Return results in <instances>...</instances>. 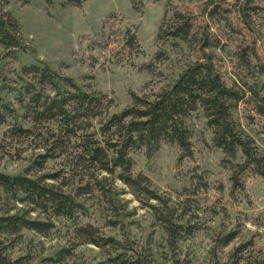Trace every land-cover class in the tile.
Masks as SVG:
<instances>
[{"label":"trees","instance_id":"16d2710c","mask_svg":"<svg viewBox=\"0 0 264 264\" xmlns=\"http://www.w3.org/2000/svg\"><path fill=\"white\" fill-rule=\"evenodd\" d=\"M231 1L204 0L198 13L166 5L157 27L154 61L170 59V54L176 53L183 57H178L182 60L178 71L158 87L141 93L130 91L129 103L118 111H112L113 96L83 89L39 59L21 66L10 83L3 76L0 93L9 92L18 104L16 108L0 95V123L11 120L6 123L7 137H40L44 151L22 172L0 170V264H73L68 260L84 244L104 250L109 264H194L179 249L204 229L197 211L187 203H171L145 174L134 173L123 163L134 151L152 157L164 143L178 148L179 162L191 158L192 140L198 135L194 122L198 120L206 142L222 153L220 165L229 172L231 195L244 191L248 175L264 180V146L258 137L264 135V123L258 132L252 131L243 122L239 107L240 103L250 104L264 121V59L255 40L264 51V16L261 28H255L250 22L251 11L258 9L254 0ZM9 2L0 0V45L3 58H16L25 47L22 25L6 8ZM59 2L63 7H80L85 0ZM130 2L138 5L137 0ZM232 11L255 37L236 49H231L211 25L233 28L229 19ZM199 18L202 24L197 26ZM126 34V45H136V34L129 28ZM218 51L237 59L238 70L231 83L217 68ZM145 67L156 72L152 61ZM94 120H103L104 131L114 124L117 130L100 137ZM63 155L62 169L41 172L49 159ZM195 176V183L184 187L190 196L209 187L200 174ZM116 180L150 210L155 238L151 234L139 243L101 230L97 216L104 220V226L116 227L128 214ZM59 222H64L66 243L52 253L38 254L25 232L47 237L57 230ZM222 226L210 231L215 234L212 248L197 264H264V257L248 254L251 239L224 254L238 231Z\"/></svg>","mask_w":264,"mask_h":264},{"label":"rangeland","instance_id":"374dc122","mask_svg":"<svg viewBox=\"0 0 264 264\" xmlns=\"http://www.w3.org/2000/svg\"><path fill=\"white\" fill-rule=\"evenodd\" d=\"M137 1L136 7L130 0H85L80 7H63L59 0H52L51 3L44 0H10L6 8L22 25V43L25 48L17 53L16 58H3L4 49L0 45V85L3 76L10 83L21 66L38 59L59 74L71 77L83 89L113 96L115 105L111 107L112 111H118L129 103L130 91L141 93L162 85L177 73L183 58L171 53L170 59L154 61L157 27L165 7L168 5L198 13L204 0ZM253 4L258 5V9L257 12L251 11L250 22L255 28H261L264 0H254ZM229 19L233 28L228 29L214 22L211 25L231 49H236L244 41L251 43L255 39L237 12L232 11ZM201 24L202 19L199 18L196 25ZM127 28L136 34V45H126ZM255 40L257 50L264 59L262 45L258 39ZM217 53L220 54V59L216 60L217 68L226 82L231 83L238 70L237 59L226 52ZM150 61L154 63L155 73L145 67ZM0 95L10 99L13 106L18 108L9 92ZM239 107L243 122L252 131L258 132L264 123L263 117L257 115L250 104L240 103ZM246 115H252V118H246ZM9 122L11 120L8 119L6 123ZM6 123H0V170L10 174L22 172L38 153L44 151L40 148L43 140L40 137L9 138L5 133ZM103 123V120H94L98 136L116 132V124L104 131ZM194 123L198 135L192 140L194 154L191 158L179 162L178 148L164 143L152 157H147L143 151L131 152L128 162L123 165L134 173L145 174L153 187L170 198L171 203H187L197 211L198 222L204 229L196 237L185 241L182 249H179L182 255L193 259L194 264L207 256L215 235L210 231L217 230L221 225L226 229L235 227L238 231L236 238L224 248V254L239 242L251 239L248 254L264 257V180L258 175H248L244 178V191L231 195L229 172L220 165L222 153L209 146L199 132L201 122L195 120ZM258 137L264 146V135L259 134ZM63 163L64 155L49 159L41 172L62 169ZM195 173L200 174L209 187L190 196L184 187L195 183ZM114 184L123 192L120 200L121 203H127L128 214L123 224L116 227L104 226V220H99L97 216L96 221L101 230L117 237H129L139 243L145 242L151 234L155 238L157 233L154 234L150 210L142 206L122 182L116 180ZM62 223H57V230L47 237L25 232L38 254L52 253L66 243V231ZM68 261L73 264H109L106 252L92 244L78 246Z\"/></svg>","mask_w":264,"mask_h":264}]
</instances>
